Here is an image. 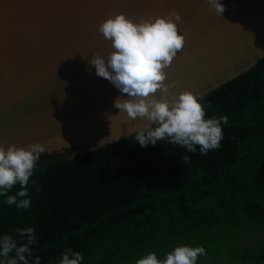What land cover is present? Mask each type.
Listing matches in <instances>:
<instances>
[{
    "label": "trees",
    "instance_id": "trees-1",
    "mask_svg": "<svg viewBox=\"0 0 264 264\" xmlns=\"http://www.w3.org/2000/svg\"><path fill=\"white\" fill-rule=\"evenodd\" d=\"M201 103L206 118H228L220 147L206 155L167 140L141 147L135 136L78 156L42 153L29 195L17 197L30 207L0 196V239L11 235L19 246L26 239L16 230L34 229L29 264H59L66 249L82 264H136L177 246L264 260V238L235 242L264 233V60Z\"/></svg>",
    "mask_w": 264,
    "mask_h": 264
},
{
    "label": "water",
    "instance_id": "water-1",
    "mask_svg": "<svg viewBox=\"0 0 264 264\" xmlns=\"http://www.w3.org/2000/svg\"><path fill=\"white\" fill-rule=\"evenodd\" d=\"M220 3L221 16L206 0H0V146L78 156L136 136L147 121L114 107L127 95L90 63L113 51L98 28L119 14L182 17L185 47L167 69L175 93L203 98L250 72L264 60V0Z\"/></svg>",
    "mask_w": 264,
    "mask_h": 264
},
{
    "label": "clouds",
    "instance_id": "clouds-1",
    "mask_svg": "<svg viewBox=\"0 0 264 264\" xmlns=\"http://www.w3.org/2000/svg\"><path fill=\"white\" fill-rule=\"evenodd\" d=\"M218 16L225 11L220 0H206ZM182 17L172 11L164 18L154 22L141 20L133 22L124 14L109 18L99 25L98 32L111 42L113 51L107 60L93 54L90 63L96 69V75L108 80L127 99L117 98L114 107L126 113L130 120L147 121L137 132L135 140L141 147L156 145L158 141L167 140L179 145L188 152H195L197 146L202 155L220 147L223 139L221 124H227L226 116L206 118L202 97L191 91L175 93L177 83H166L168 72L174 59L185 47V36L178 30ZM62 97L61 102H63ZM155 125V127H153ZM44 152L39 144L27 148L10 146L5 150L0 146V196H5L8 206L27 210L30 207L27 186L34 169ZM184 156L183 161L189 162ZM34 183V182H33ZM17 184L20 191L16 195L7 193ZM26 242L18 246L11 235L0 239V264H29L31 246L36 237L34 229H17ZM15 252V257L10 253ZM59 264H82L83 256L79 252L66 249ZM199 256H206L203 247L177 246L161 260L155 252L147 253L137 259L136 264H197ZM35 264H40L36 257Z\"/></svg>",
    "mask_w": 264,
    "mask_h": 264
},
{
    "label": "flooded vegetation",
    "instance_id": "flooded-vegetation-1",
    "mask_svg": "<svg viewBox=\"0 0 264 264\" xmlns=\"http://www.w3.org/2000/svg\"><path fill=\"white\" fill-rule=\"evenodd\" d=\"M263 238L264 233L252 235L241 234L235 242L255 243ZM197 264H264V260L254 259L253 256L246 257L245 255H241L240 253L220 259V255H217L213 252L208 254L206 252V256L198 257Z\"/></svg>",
    "mask_w": 264,
    "mask_h": 264
}]
</instances>
